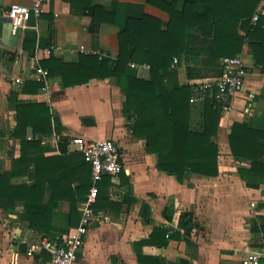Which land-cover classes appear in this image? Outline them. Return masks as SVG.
Instances as JSON below:
<instances>
[{
  "label": "crops",
  "instance_id": "crops-1",
  "mask_svg": "<svg viewBox=\"0 0 264 264\" xmlns=\"http://www.w3.org/2000/svg\"><path fill=\"white\" fill-rule=\"evenodd\" d=\"M164 1H175L179 11L186 3L196 2ZM32 3V0H0V8L14 4L31 7ZM261 8L264 0L259 1L254 14ZM206 10L204 3H195L196 14L203 15ZM145 15L162 20L166 28L168 14L148 4V0H47L43 12L32 14L25 28L17 33L14 47L0 36V176L9 175L13 186L35 185L32 153L28 157L29 172L14 168L21 156V139L15 136L17 106L45 104L50 108L53 128L58 119L61 132L34 135L31 128L27 132L28 140L40 143L44 156L64 155L61 148L64 144L68 154L78 153L70 144L78 136L95 141L113 140L123 156L122 174L104 185L100 200L93 206V223L75 264H140L138 255L142 264H242L264 247V183L249 185L242 179L240 169H249L251 163L232 155L228 136L237 122L264 130V71L256 64L253 47L260 43L264 28L257 38H248L245 28L237 26L238 33L245 37L237 55L247 69L246 91L239 93L231 101V109L222 113L216 177L188 172L184 181L179 182L176 176L159 170L158 156L147 151L144 138L134 135L137 116L124 112L125 95L116 79H94L66 88L61 77L37 74L39 68L48 71L42 66L48 55L66 62H76L81 54L97 55L99 59L103 54L104 58L116 60L121 52L120 35L128 21L141 20ZM252 18L250 26L264 19L253 22ZM7 25L3 23V28ZM203 29L190 28L192 53L174 58L172 68L178 71L182 85L195 86L218 77L211 70L205 75L188 77L187 69L204 68L210 53L213 30L208 29V35ZM82 46L85 51H80ZM19 56L21 64L16 65ZM16 74L23 76L22 83L11 81L10 77ZM127 74L149 79L150 66L130 63ZM27 82L42 85L36 92H26L23 88ZM252 91L256 92V98L250 105L246 92ZM83 118H92L94 123L85 124ZM62 139L67 142L61 143ZM43 140L46 145H42ZM61 177L62 173L56 175ZM78 187L79 182L73 181L68 194L74 195ZM85 197L77 203L74 213L69 201L61 202L52 213L53 229L46 230L33 229L24 220L22 201H16L13 211L0 205V264H53L49 253H29L21 241L34 243L44 236L56 238L67 234L80 223ZM51 198L47 183L43 204L47 205ZM183 216L189 221V235L181 225ZM157 229L165 230L166 234L155 233ZM143 241L150 243L138 246L137 252L135 244Z\"/></svg>",
  "mask_w": 264,
  "mask_h": 264
},
{
  "label": "trees",
  "instance_id": "trees-1",
  "mask_svg": "<svg viewBox=\"0 0 264 264\" xmlns=\"http://www.w3.org/2000/svg\"><path fill=\"white\" fill-rule=\"evenodd\" d=\"M260 0H196L204 3L206 13L194 12L196 2H188L182 11L177 10L175 1L148 0V4L168 14L166 28L164 22L156 17L145 15L141 20H129L125 31L120 35L121 52L116 60L99 59L97 55L81 54L76 62H66L48 55L42 66L51 77H61L63 85L74 87L89 83L91 80L114 78L125 95L123 110L134 114L137 120L134 135L146 140L147 151L158 156L157 167L179 182L184 181L186 173L192 172L203 176L219 175L220 146L217 142L223 109L214 98L191 102L194 87L182 85L178 80V71L172 68L174 58L192 53V36L188 30L202 27L209 35L213 30L208 59L202 69L188 68V77L194 74H206L214 71L215 76L222 73L219 60L225 56H235L244 45L245 37L237 31L242 25L248 38H257L264 28V19L256 26H250ZM263 18V17H261ZM260 18V19H261ZM259 19V20H260ZM210 29L209 31H207ZM208 35L206 37H208ZM256 64L264 71V36L259 44H253ZM14 62V55L10 56ZM130 63L150 66L149 79L127 74ZM207 66V67H206ZM39 82H27L23 91L36 92L41 87ZM33 88V89H32ZM31 128L34 135L60 133V121L52 125L50 108L45 104H19L17 106V127L15 136L21 139V156L14 163L15 171L29 172L28 157L34 156V186H13L9 175L0 176V205L13 211L16 201L24 203L23 218L36 230L53 229L51 217L53 211L63 201H69L71 213L76 212L77 203L84 199L92 186L91 166L81 153H67L66 144L61 148L62 156L46 157L40 143L28 140L27 132ZM264 130H254L246 123H235L228 136L231 153L235 158L250 161L249 169L241 168L243 180L257 185L264 183ZM62 139L61 143H66ZM58 173L62 177L56 178ZM248 174V175H247ZM250 179V180H249ZM105 180V181H104ZM99 183L101 189L110 184V178ZM79 182L76 193L68 194L72 182ZM105 182V183H104ZM249 182V183H248ZM52 191V198L43 204L45 185ZM182 227L190 234L187 216H183ZM155 233L165 235V230ZM150 241L135 244L143 246ZM167 243V241H166ZM139 263L142 264L138 255ZM51 259V257H50Z\"/></svg>",
  "mask_w": 264,
  "mask_h": 264
},
{
  "label": "built area",
  "instance_id": "built-area-1",
  "mask_svg": "<svg viewBox=\"0 0 264 264\" xmlns=\"http://www.w3.org/2000/svg\"><path fill=\"white\" fill-rule=\"evenodd\" d=\"M46 1L32 0L31 7L19 4L10 6L7 16L11 19L12 34L17 35L21 29H24L32 14L40 15L43 12ZM261 17H264V8L257 10L252 20L257 22ZM80 51H85V47H80ZM104 57L105 55H100V59ZM21 60V56L17 57L15 60L16 65H20ZM174 62L176 63L175 59ZM221 67L222 73L220 76L205 80V82L194 87L191 102L195 103L210 97L221 104L223 111L227 112L231 109V101L239 93L246 91L247 69L239 55L224 57ZM37 74L41 77L49 75L48 71L40 68L37 69ZM10 79L17 84L22 83L24 80L20 74L13 75ZM246 93L247 100L252 105L256 98V92ZM70 144L76 147L77 151L83 155L85 161L91 166L92 186L85 197L79 225L60 237L44 236L34 243H29L27 240L21 241L22 244L27 245L29 253H49L53 264L76 263L79 253L85 246L93 223V206L97 202L99 183L106 177H109L112 181L117 180L124 168L121 148L113 140L95 141L78 136L72 138ZM42 145H46L45 140H43ZM252 205L254 206V204ZM242 264H264V247L260 251L253 252L248 258L243 260Z\"/></svg>",
  "mask_w": 264,
  "mask_h": 264
},
{
  "label": "water",
  "instance_id": "water-1",
  "mask_svg": "<svg viewBox=\"0 0 264 264\" xmlns=\"http://www.w3.org/2000/svg\"><path fill=\"white\" fill-rule=\"evenodd\" d=\"M8 11H10V7L4 9L0 8V36L4 38L7 44L14 47L17 42V36L12 34L11 26H10L11 19L8 18L6 14ZM3 23H7L8 24L7 27L3 28ZM83 122L85 124L88 123L93 124L94 120L92 118H83Z\"/></svg>",
  "mask_w": 264,
  "mask_h": 264
}]
</instances>
